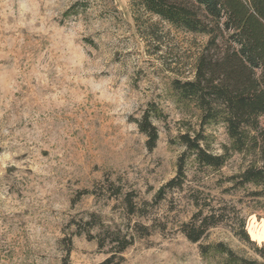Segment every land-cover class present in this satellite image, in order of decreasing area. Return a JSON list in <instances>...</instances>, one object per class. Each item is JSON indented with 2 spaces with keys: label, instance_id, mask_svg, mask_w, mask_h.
<instances>
[{
  "label": "rangeland",
  "instance_id": "obj_1",
  "mask_svg": "<svg viewBox=\"0 0 264 264\" xmlns=\"http://www.w3.org/2000/svg\"><path fill=\"white\" fill-rule=\"evenodd\" d=\"M206 41L135 0H0V264H61L64 237L71 263L101 261L108 246L83 231L92 214L134 237L126 264H220L223 255L200 250L218 242L260 260L264 199L230 180L248 157L234 153L218 170L189 158L181 188L157 197L184 150L176 136L198 129V111L175 103L170 84L194 77ZM149 102L164 115L153 120L152 150L135 122ZM204 133L221 153L224 127ZM198 209L223 220L193 243L180 224ZM240 220L253 244L238 234ZM134 223L150 234L138 237Z\"/></svg>",
  "mask_w": 264,
  "mask_h": 264
},
{
  "label": "trees",
  "instance_id": "obj_2",
  "mask_svg": "<svg viewBox=\"0 0 264 264\" xmlns=\"http://www.w3.org/2000/svg\"><path fill=\"white\" fill-rule=\"evenodd\" d=\"M135 4L176 28L207 36L194 77L173 79L170 84L175 103L198 111V129L190 127L176 136V142L184 150L177 160L176 175L159 189L157 197L162 198L166 190L181 188L189 158L198 166L218 170L237 153L248 157V163L230 176L232 187H254L250 195L260 202L264 199V0H135ZM163 117L162 110L149 102L140 118L135 119L149 150L158 141L153 120ZM218 124L224 127L229 141L222 145L221 153H213L204 128ZM129 195L124 200L129 213L134 214L137 208ZM261 209L264 211V202ZM222 220L221 214L215 211L204 213L198 209L189 221L180 224V230L189 241L196 243ZM87 224L83 230L87 238L95 239L98 248L108 246L106 257L94 264H126L124 251L134 237L107 230L94 214ZM94 226L102 233L92 234L90 228ZM133 228L138 237L150 234L147 225L134 223ZM80 233L81 230L76 231ZM238 234L253 244L243 220ZM61 244L64 247L61 264H73L69 260L71 237L62 238ZM200 250L203 255L211 250L223 255L220 264H264V246L254 247L260 260L246 258L222 242L200 245Z\"/></svg>",
  "mask_w": 264,
  "mask_h": 264
}]
</instances>
